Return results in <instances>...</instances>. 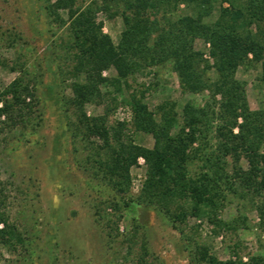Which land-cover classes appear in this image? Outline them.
Masks as SVG:
<instances>
[{
    "label": "rangeland",
    "instance_id": "obj_1",
    "mask_svg": "<svg viewBox=\"0 0 264 264\" xmlns=\"http://www.w3.org/2000/svg\"><path fill=\"white\" fill-rule=\"evenodd\" d=\"M60 14L67 20L66 12ZM179 14L193 13L181 6ZM219 14L217 6L206 21H215ZM98 22L118 44L122 18L101 13ZM195 47L209 59L206 42L199 39ZM0 57L4 62L0 97L20 76L32 78L38 86L35 101L27 100L31 123L0 119V203L9 225L0 224V230H6L0 240V264H193L198 246L208 247L220 261L240 258L248 263L253 257L264 258L258 211L263 198L227 192L215 217L193 216L191 204L180 202L186 209L180 221L139 200L148 170L144 158L131 167L126 193L104 180L102 159L97 156L100 152L105 159L99 151L103 142L98 137L85 139L76 130L77 120L68 106L71 85L81 80L74 75L68 30L49 15L45 0H0ZM115 76L113 69L102 73L104 78ZM237 78L245 84L250 110H264L260 65L240 68ZM128 83L130 88H103L105 101L85 109L91 119H105L109 126L125 124V137L146 148H153L155 140L135 131L132 95L156 113L173 109L179 119L186 104L205 108L210 103L207 93L183 92L170 65L145 68ZM215 128L209 133L212 146ZM198 164L189 167L193 175ZM240 165L248 168L244 158ZM169 208L172 213L182 212L178 205Z\"/></svg>",
    "mask_w": 264,
    "mask_h": 264
},
{
    "label": "trees",
    "instance_id": "obj_2",
    "mask_svg": "<svg viewBox=\"0 0 264 264\" xmlns=\"http://www.w3.org/2000/svg\"><path fill=\"white\" fill-rule=\"evenodd\" d=\"M45 2L49 15L68 30L74 75L81 79L71 85L68 106L75 114L76 130L85 139L98 137L103 142L99 151L105 159L100 152L97 156L102 159L99 168L104 180L126 193L131 167L144 158L148 170L140 201L161 207L170 218L181 221L186 209L180 202L191 204L193 216L212 213L215 217L227 192L249 193L263 198L258 211L264 229V110H250L245 84L237 78L240 68L256 64L264 83V0H93L86 6H78V0ZM181 6L193 14L181 16ZM217 6L219 17L207 22ZM60 12H66L67 20ZM101 13L122 18L118 44L104 33L103 23L98 22ZM199 39L210 46L209 59L196 49ZM162 65L172 67L183 92L207 93L210 103L205 108L186 104L179 119L173 109L156 113L132 95L133 127L154 138L153 148L126 138L125 124L109 126L105 119L87 115L88 104L105 101L103 88H130L131 76ZM110 69L116 76L102 77ZM37 92L32 78L15 79L0 97V119L31 123L27 100L35 101ZM213 126L214 146L209 139ZM243 158L247 169L240 165ZM197 162L199 171L193 175L189 167ZM171 205L182 212L172 213ZM1 223L8 228L0 203ZM5 234L0 230V240ZM194 255L193 264H264L262 257L248 263L240 258L220 261L205 246H198Z\"/></svg>",
    "mask_w": 264,
    "mask_h": 264
}]
</instances>
